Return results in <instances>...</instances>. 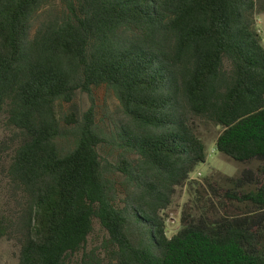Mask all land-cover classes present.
Instances as JSON below:
<instances>
[{
  "label": "trees",
  "instance_id": "16d2710c",
  "mask_svg": "<svg viewBox=\"0 0 264 264\" xmlns=\"http://www.w3.org/2000/svg\"><path fill=\"white\" fill-rule=\"evenodd\" d=\"M51 1L0 0V118L19 140L6 173L22 193L0 238L17 264H66L94 221L107 255L72 264H264V0H61L30 38ZM101 87L118 106L98 117ZM198 123L220 129L215 152L256 168L190 181L207 157Z\"/></svg>",
  "mask_w": 264,
  "mask_h": 264
},
{
  "label": "rangeland",
  "instance_id": "374dc122",
  "mask_svg": "<svg viewBox=\"0 0 264 264\" xmlns=\"http://www.w3.org/2000/svg\"><path fill=\"white\" fill-rule=\"evenodd\" d=\"M65 12L64 5L61 0H53L44 6L34 16L29 31V37L32 38L36 32L39 23L48 17H60ZM258 19V17H256ZM256 29L259 31L262 45L264 46V25L256 23ZM93 102L98 117L111 114L118 106L116 99L111 93H108L103 87L94 90ZM76 103L84 112L89 108V100L85 94H78ZM67 107L61 108L66 111ZM60 111V107L57 108ZM197 131L206 150V161L196 167L195 171L190 175V181L202 183L204 181H219L223 178H232L237 176L242 170H254L257 166L256 162L240 164L233 162L224 156L215 152L214 143L220 133V129L211 124L198 123ZM16 130L7 126L6 116L0 118V214L11 215L17 209V202L22 199L20 191H14L12 184L7 178V168L10 164L13 151L17 147L19 140L16 137ZM188 185L177 190L174 202L170 209L166 212L167 233L169 236L174 234L178 228L181 212L184 204L188 201ZM106 233L101 229L97 221L93 222L92 233L87 238L84 248L76 254L68 257L66 264H72L78 260L83 252L94 251L100 257H105L108 253L106 243ZM19 255V247L12 236L0 238V264H17Z\"/></svg>",
  "mask_w": 264,
  "mask_h": 264
},
{
  "label": "crops",
  "instance_id": "0c3cea01",
  "mask_svg": "<svg viewBox=\"0 0 264 264\" xmlns=\"http://www.w3.org/2000/svg\"><path fill=\"white\" fill-rule=\"evenodd\" d=\"M257 17H258V19L255 20V24L258 22L260 24L263 23V25H264V15H258Z\"/></svg>",
  "mask_w": 264,
  "mask_h": 264
}]
</instances>
